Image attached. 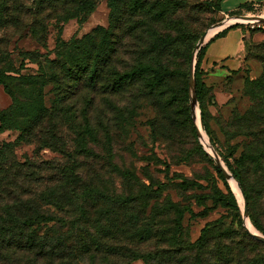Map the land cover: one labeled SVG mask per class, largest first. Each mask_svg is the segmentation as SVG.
Listing matches in <instances>:
<instances>
[{
  "label": "rangeland",
  "instance_id": "1",
  "mask_svg": "<svg viewBox=\"0 0 264 264\" xmlns=\"http://www.w3.org/2000/svg\"><path fill=\"white\" fill-rule=\"evenodd\" d=\"M80 1L0 0V68L15 76H46V111L40 124L32 132L24 131V135L20 129L0 130V147H4L12 165L11 178L18 177L20 186L41 195L61 180H69L72 189L79 174L78 183L92 186L99 201L132 200V212H138L144 220L141 225L146 220L149 228L156 227L150 239L134 238V229L118 221L107 224L115 235L103 243L106 247H126L128 256L154 254L149 264L193 262L195 253L189 245L207 226L215 228L214 253H230L224 255L231 256L227 264H264V242L248 231V222L254 226L252 211L248 206L249 219L245 221L244 199L233 186V181L237 182L242 194L240 183L233 175L226 177L237 199L236 211L217 200L227 189L214 162L218 159L231 173L228 164L235 167V158L244 152L264 151V22L245 20L237 27H227V23L249 12L243 5L225 10L223 0L219 6L217 0H118L115 15L110 0H90L93 7L83 10L79 9ZM76 10L79 16L70 18ZM227 19L230 21L225 22ZM100 26L110 33L115 47L110 64L103 70V94L79 90L73 81H67L68 95H73L63 105L58 100L57 77L61 75L51 68H59L58 62L70 60L68 64H73L71 61L81 60L84 53L71 48L69 41L83 39ZM215 28L218 30L210 34ZM223 28L226 31L221 37L232 29L241 31V64L229 68L225 60L205 62L210 44L218 37L206 47L197 69L201 48ZM95 41H100L99 35ZM194 50L195 74L209 112L207 130L201 125L200 109H195L201 138L194 135L186 116V83ZM133 72L141 75L127 80L126 74ZM256 80L260 84L249 83ZM114 84L115 90L106 89ZM12 88L20 102H31L22 88ZM12 104V96L0 84V110ZM69 104L76 121L67 108L64 112L68 119L60 120L65 115L62 108ZM232 147H236L235 155L226 160ZM261 168L258 173L252 170L247 178L253 194L260 195L253 215L262 230L254 226L255 233L264 235V161ZM18 170L22 173L15 174ZM6 176L0 174L1 179ZM169 201L191 208L195 214L184 215L183 232L175 242V214L166 213L164 208ZM98 206H87L91 218ZM81 208V197H74L68 213L45 205L44 210L54 214L57 222L43 223L37 232L76 236L85 225L80 221L71 232L67 221L81 219ZM124 228L129 229L128 235H122ZM89 230L94 235L86 234L85 238L91 241L97 237L96 230ZM245 231L254 240L246 237ZM73 240L69 237L68 242ZM17 258L11 256L8 264L25 262H14ZM131 258L121 264H147L144 259ZM78 264L92 263L87 260Z\"/></svg>",
  "mask_w": 264,
  "mask_h": 264
},
{
  "label": "trees",
  "instance_id": "2",
  "mask_svg": "<svg viewBox=\"0 0 264 264\" xmlns=\"http://www.w3.org/2000/svg\"><path fill=\"white\" fill-rule=\"evenodd\" d=\"M221 2L222 0H217V6H219ZM110 3L113 15H115L118 10V0H110ZM92 7L93 3L90 0L80 1L79 9L83 10ZM243 7H245L248 12L253 10L252 3L244 4ZM77 16H79V10H76V13L71 14L69 17L73 18ZM237 26L238 24L236 23L229 28ZM225 31L226 29L218 33L207 43L206 46L201 48L197 62V69L200 67L205 56L208 44L214 39L221 37ZM98 35L100 36V41L97 43L95 38ZM109 38L110 33L100 26L97 27L92 34H87L83 39H72L69 41L71 48L83 52L84 55L81 60L76 62L71 61L73 64H68L70 61L68 60V63L65 64L58 62L57 66L59 68H51L57 72V74L59 72L61 75L60 77L59 75L57 77L59 83L58 100L60 103L63 105L66 104L73 95H68L69 90L65 87L67 81H73L74 88L78 87L79 90L87 89L90 90L92 94L95 92L103 94V70L104 67L110 64L113 57L112 52L115 48L113 41ZM7 71L10 70L0 68V84L3 85L5 92L12 96L13 104L6 110H0V130L2 131L11 128L20 129L23 131L24 135V131L27 133L32 132L44 117L42 113L46 111L44 106V79L46 76L44 73L15 76L8 74ZM155 72H157L158 76L162 75L161 71L155 70ZM140 75L141 73L139 72H133L131 74H126V77L127 80H134ZM195 75L201 119L205 129L208 130L209 127L206 122V116L209 112L202 95L199 76L197 73ZM53 77L56 79L55 75H53ZM162 79L163 77H161L160 80ZM249 83L260 84V80L251 81ZM12 85L22 88L24 96L31 102H20L15 96ZM106 89L115 90L116 84L107 85ZM189 95L188 79V82L186 83V96L188 100L186 116L190 120L194 135H197V127L191 114ZM65 108L70 110L69 115L75 119L76 114L71 111L70 104L62 108L63 114H65ZM66 118L68 119V116L65 114L62 115L60 120ZM94 132V129L91 127L90 134H93ZM235 151L236 147H232L229 151V156L225 159L228 160L229 157L234 156ZM207 155L210 156L209 154ZM263 161L264 151L260 153L249 151L244 152L239 158L234 159V163L236 164L235 167L228 164L233 177L239 181L246 196L249 209L252 211L250 218L254 226L259 230H262V226L256 220L253 213H256L257 211V203L259 202L260 195L253 194V187L248 182L247 177L248 173L252 170L255 173L261 171ZM214 162L216 163V172L220 178L224 180L227 189L226 192L219 193L217 200L223 205L238 211L237 199L234 193L230 190L226 181V176L223 170L217 166V162L215 160ZM11 169L12 165H9V159L5 155V149L4 147H0V174H7L4 178L5 180L0 178V263L8 264L10 263L11 256H17L18 258L14 260V262L25 261L23 264H78L79 262L87 260L92 264H121L125 263L128 257H132V260L144 259V261L149 264V260L152 259L154 254H134L133 256H128L126 247H106L107 244L103 243L105 238L115 235V233L108 230L107 224L116 223L118 221L128 228L134 229V238L150 239L151 234L156 227L149 228L151 226L147 225L148 223L146 220L144 226L141 225L144 220L138 212H132V206L130 204L132 203V200L99 201V199H96V191L92 186L78 183L80 180L79 174H76L77 180L74 181V183H76L72 189L69 180H61V182L56 184L52 189L46 190L40 195V193L31 190L29 187L20 186L21 184L18 182V177L11 178ZM18 173H22V170L15 172V174ZM74 197L82 198V208L80 210L81 219L70 218L71 220L67 221L70 226L69 229L73 232L77 223L80 221L85 227L77 231L76 236L73 234L70 236L39 234L37 228L41 224L54 221L55 223L57 222V217L44 210V206L53 205L59 210L66 209L68 213V208L72 207ZM103 205H105L104 209ZM87 206H98L93 218H91L92 214ZM164 208L166 213L173 211L175 214V234L173 235L175 242L177 235L183 232L182 220L184 215L190 213L194 216L195 214L191 208H186L170 201L164 206ZM73 212L74 211L72 210L71 213ZM90 227L95 228L97 237L88 241L85 238L86 234L94 235L90 232ZM128 228H124L121 231L122 235L129 234ZM214 230V226L203 228L199 238L189 245V250H192L195 253L194 260L193 262H186V264H227V262H230L229 260L231 259V256L224 257L225 254L227 256L230 253H214L212 236ZM245 236L254 240L253 236L247 231H245ZM69 237H73L74 240L72 243L68 242Z\"/></svg>",
  "mask_w": 264,
  "mask_h": 264
},
{
  "label": "crops",
  "instance_id": "3",
  "mask_svg": "<svg viewBox=\"0 0 264 264\" xmlns=\"http://www.w3.org/2000/svg\"><path fill=\"white\" fill-rule=\"evenodd\" d=\"M254 2L264 4V0H223V6L225 10H231ZM241 36L239 29H232L225 36L213 41L207 50L205 62L212 64L225 60V65L229 68L239 66L238 63L241 64L243 56Z\"/></svg>",
  "mask_w": 264,
  "mask_h": 264
},
{
  "label": "water",
  "instance_id": "4",
  "mask_svg": "<svg viewBox=\"0 0 264 264\" xmlns=\"http://www.w3.org/2000/svg\"><path fill=\"white\" fill-rule=\"evenodd\" d=\"M245 20H251V21H255V22H264V17L261 16V15H255V16L243 15V16H239L236 21L229 22L230 19H227L225 22L228 21L229 23H228L227 27H230L233 24H236V23H239V22H244ZM225 28H223V29H225ZM205 37H206V35H204L202 37L199 45H201L204 42ZM208 41H206V42H208ZM196 53H197L196 50H194L192 52L190 66H189V94H190L191 114H192V117L194 119V123H195V125L197 127V134L201 138L202 137V133H201V130L199 129V127H198V125L196 123V114H195V107H196V105L199 106L198 99H197V81H196V75H195ZM200 115H201V111H200ZM201 125L203 127L202 120H201ZM216 162H217V166H219L223 170V172H224L226 177H230L232 175L227 170V168L218 159L216 160ZM242 196H243V199H244L243 213H244V218H245V221H246L247 219H249L248 203H247L246 197H245L243 192H242ZM248 231L254 236V238L264 242V235L263 234L252 232L249 229H248Z\"/></svg>",
  "mask_w": 264,
  "mask_h": 264
},
{
  "label": "built area",
  "instance_id": "5",
  "mask_svg": "<svg viewBox=\"0 0 264 264\" xmlns=\"http://www.w3.org/2000/svg\"><path fill=\"white\" fill-rule=\"evenodd\" d=\"M253 10L249 12V16L261 15L264 12V4L260 2L252 3Z\"/></svg>",
  "mask_w": 264,
  "mask_h": 264
},
{
  "label": "bare ground",
  "instance_id": "6",
  "mask_svg": "<svg viewBox=\"0 0 264 264\" xmlns=\"http://www.w3.org/2000/svg\"><path fill=\"white\" fill-rule=\"evenodd\" d=\"M263 17H264V16H263ZM245 22H246V21H245ZM248 22H249V21H248ZM226 26H228V23L226 24ZM217 30H218V28H215L210 34L214 33V32L217 31ZM195 109L198 111L199 108L197 107V105H196ZM233 186H234V188H235V190H236V192H237L239 198H240V199H243V198H242V194H241V192H240V189H239V186H238L237 182L233 181ZM248 226H249V228L251 229V231L255 232V229H254V227L252 226V224H251L250 222H248Z\"/></svg>",
  "mask_w": 264,
  "mask_h": 264
}]
</instances>
